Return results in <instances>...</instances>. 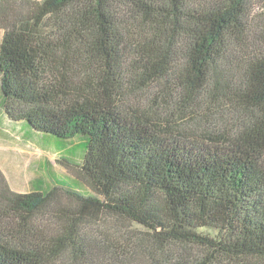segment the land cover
<instances>
[{"label": "trees", "instance_id": "1", "mask_svg": "<svg viewBox=\"0 0 264 264\" xmlns=\"http://www.w3.org/2000/svg\"><path fill=\"white\" fill-rule=\"evenodd\" d=\"M0 28L1 108L90 188L51 173L20 193L0 171V264H96L80 230L102 213L149 229L154 264H264V38L247 0H0ZM58 191L77 204L50 242L37 217Z\"/></svg>", "mask_w": 264, "mask_h": 264}, {"label": "rangeland", "instance_id": "2", "mask_svg": "<svg viewBox=\"0 0 264 264\" xmlns=\"http://www.w3.org/2000/svg\"><path fill=\"white\" fill-rule=\"evenodd\" d=\"M247 15L254 35L263 39L264 0H247ZM3 33L4 30L0 28V42ZM259 46L264 48V41ZM1 107L0 105V171L13 191H33L43 180L54 186L56 182L49 176L51 173L61 181L78 186L81 192L90 190L81 169L76 163L72 164L75 161L68 158L66 160V156L55 144L45 140L36 130L22 122L11 120ZM52 203L48 210H43L37 217L39 231L50 242L64 232L67 225L65 215L69 214L65 209L75 208L77 204L73 196L62 191H58ZM200 231L207 235L218 233L210 227L201 228ZM80 233L86 240L87 248L97 255L90 257L96 264H154V258L161 260L166 255L149 235V229L116 215H86ZM190 252L191 258L204 256V252L196 247L190 249ZM72 257L73 255H68L60 264H72Z\"/></svg>", "mask_w": 264, "mask_h": 264}]
</instances>
